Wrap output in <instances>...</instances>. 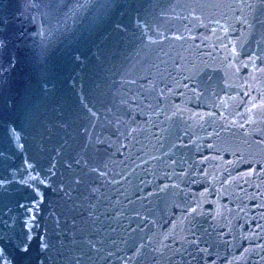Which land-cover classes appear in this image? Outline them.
<instances>
[{"label": "water", "instance_id": "obj_1", "mask_svg": "<svg viewBox=\"0 0 264 264\" xmlns=\"http://www.w3.org/2000/svg\"><path fill=\"white\" fill-rule=\"evenodd\" d=\"M0 264H264V0H0Z\"/></svg>", "mask_w": 264, "mask_h": 264}]
</instances>
